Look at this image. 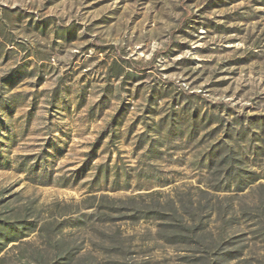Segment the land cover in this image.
<instances>
[{"label": "rangeland", "instance_id": "1", "mask_svg": "<svg viewBox=\"0 0 264 264\" xmlns=\"http://www.w3.org/2000/svg\"><path fill=\"white\" fill-rule=\"evenodd\" d=\"M258 118L264 0H0V264H264Z\"/></svg>", "mask_w": 264, "mask_h": 264}, {"label": "trees", "instance_id": "2", "mask_svg": "<svg viewBox=\"0 0 264 264\" xmlns=\"http://www.w3.org/2000/svg\"><path fill=\"white\" fill-rule=\"evenodd\" d=\"M146 70V69H144ZM143 70V71H144ZM254 124L258 127L259 124H264V118L259 120L255 119ZM259 128V127H258ZM223 164H230V163H242V160L236 157L231 156H224L222 159ZM237 166V165H235ZM32 170V169H31ZM233 177H235L238 181L243 182L244 176L242 172H235L232 173ZM250 180V183L258 180V177H248ZM247 180V181H248ZM30 223L26 220H19V221H8L4 219H0V252L6 248V246L11 242H17L21 238L25 236V231L30 230Z\"/></svg>", "mask_w": 264, "mask_h": 264}]
</instances>
